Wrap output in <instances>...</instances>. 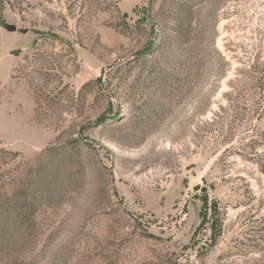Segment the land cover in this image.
<instances>
[{"label": "rangeland", "instance_id": "374dc122", "mask_svg": "<svg viewBox=\"0 0 264 264\" xmlns=\"http://www.w3.org/2000/svg\"><path fill=\"white\" fill-rule=\"evenodd\" d=\"M0 264H264V0H0Z\"/></svg>", "mask_w": 264, "mask_h": 264}, {"label": "water", "instance_id": "95a60500", "mask_svg": "<svg viewBox=\"0 0 264 264\" xmlns=\"http://www.w3.org/2000/svg\"><path fill=\"white\" fill-rule=\"evenodd\" d=\"M8 30H9V32H15L16 31V29L14 27H9Z\"/></svg>", "mask_w": 264, "mask_h": 264}]
</instances>
